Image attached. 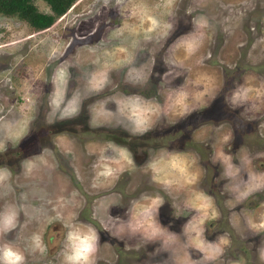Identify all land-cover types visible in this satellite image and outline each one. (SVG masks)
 Segmentation results:
<instances>
[{"label": "rangeland", "instance_id": "1", "mask_svg": "<svg viewBox=\"0 0 264 264\" xmlns=\"http://www.w3.org/2000/svg\"><path fill=\"white\" fill-rule=\"evenodd\" d=\"M6 199L36 232L72 223L65 245L94 233L89 264H264V0H77L42 30L0 11Z\"/></svg>", "mask_w": 264, "mask_h": 264}, {"label": "flooded vegetation", "instance_id": "2", "mask_svg": "<svg viewBox=\"0 0 264 264\" xmlns=\"http://www.w3.org/2000/svg\"><path fill=\"white\" fill-rule=\"evenodd\" d=\"M59 134H57V136ZM47 145L53 146L52 143H49ZM14 146H17L18 149L17 148H12V149H14L16 151L19 150L20 152H22V142L14 145ZM21 159H22V157H21ZM18 169H19V173H22V163L21 162L18 165ZM6 201H7V199L4 201H0V253L3 252V250L5 248H7V246H12V245L18 246L20 249V253H21L22 244L23 245H25L27 243L29 244L30 242H33V240L36 241V239H38V238L42 241L43 245H48V242L51 240L55 241L56 244H57V241H59L61 248L59 251L56 250L57 251L56 259L58 260L57 264H62L60 259L64 258V254L61 252L66 251L65 252L66 255L68 253L69 243H66L67 245H65V242L67 239V228L72 223L68 222L67 227H65L64 226L65 224L62 221L61 222L60 221H52V223L50 221H47L46 225H45L46 226L45 227L46 233H43L42 231L36 232V228L39 224L38 220L41 216L35 217V221L28 222L22 216V214H23L22 199L18 200L21 203V205H16L15 207H9V208L5 207L3 205L4 203H6ZM9 209H12L11 210L12 212ZM36 209H38V207H36ZM7 210H9V211H7ZM38 211H40V210H37V213H38ZM9 212H11L13 214L14 221L12 222V226L8 230H4L3 218L5 216L9 215ZM82 219H83L82 215L77 217L76 218L77 223L82 225V223L84 221ZM24 225H28V231H25L24 233H22L21 231L23 229H25ZM79 227H81V226H79ZM47 228L49 229L48 231H47ZM61 228L63 229V231H61ZM81 230H82V232H84L85 228L81 227ZM24 242H25V244H24ZM27 253L30 255V253L28 251H27ZM30 261H33L32 258L25 259L23 264L33 263ZM97 262H98V260L96 259L94 264H96ZM63 263L67 264L64 260H63Z\"/></svg>", "mask_w": 264, "mask_h": 264}, {"label": "trees", "instance_id": "3", "mask_svg": "<svg viewBox=\"0 0 264 264\" xmlns=\"http://www.w3.org/2000/svg\"><path fill=\"white\" fill-rule=\"evenodd\" d=\"M51 13H41L32 3V0H0V11L7 15H15L28 22L34 29H46L53 24L56 18L64 14L77 0H45Z\"/></svg>", "mask_w": 264, "mask_h": 264}, {"label": "clouds", "instance_id": "4", "mask_svg": "<svg viewBox=\"0 0 264 264\" xmlns=\"http://www.w3.org/2000/svg\"><path fill=\"white\" fill-rule=\"evenodd\" d=\"M4 230L12 226V218L5 216L3 218ZM97 238L95 234H80L70 232L68 242L70 252L66 257L67 264H89L91 255L96 250ZM24 256L11 248H5L0 253V264H23Z\"/></svg>", "mask_w": 264, "mask_h": 264}]
</instances>
